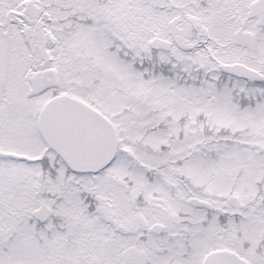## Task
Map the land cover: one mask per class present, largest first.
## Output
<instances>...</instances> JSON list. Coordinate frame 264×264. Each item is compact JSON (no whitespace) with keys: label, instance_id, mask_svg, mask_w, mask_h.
Returning a JSON list of instances; mask_svg holds the SVG:
<instances>
[{"label":"snow or ice","instance_id":"obj_1","mask_svg":"<svg viewBox=\"0 0 264 264\" xmlns=\"http://www.w3.org/2000/svg\"><path fill=\"white\" fill-rule=\"evenodd\" d=\"M0 264H264V0H0Z\"/></svg>","mask_w":264,"mask_h":264}]
</instances>
